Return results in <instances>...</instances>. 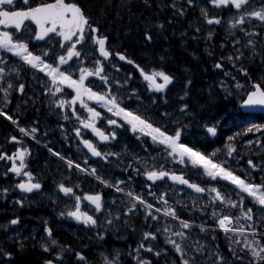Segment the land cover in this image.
I'll list each match as a JSON object with an SVG mask.
<instances>
[{"label":"snow or ice","instance_id":"6c2138e0","mask_svg":"<svg viewBox=\"0 0 264 264\" xmlns=\"http://www.w3.org/2000/svg\"><path fill=\"white\" fill-rule=\"evenodd\" d=\"M143 3L151 7L150 0ZM117 7H128L127 0H121ZM157 7H167L179 18L198 8L199 17L189 24L190 28L195 25L194 40L202 31L200 18L207 26L206 41H211L214 26L224 28L225 39L219 47L230 44L231 50L214 59L213 69L222 74L215 87L224 93L225 100L235 99L240 111L230 120L221 116L213 122H199L187 99L193 83L187 76L175 103H170L168 92L175 87L177 75L165 67V56H159V65L138 62L122 43L110 40L81 0H0V118L22 134L5 138L14 151L0 146V161L5 164L0 177L11 174L19 178L0 187V199L18 190L11 203L23 207L26 201L31 202L27 194L44 195L41 179L29 168L31 151L23 140L27 137L40 143L39 121L22 125L26 109L19 104L10 114L9 106L18 93L16 98L24 105L31 102L37 113L43 106L68 122L70 130L57 123L69 151L75 140L78 150L82 145L97 160L89 163L85 156L81 164L75 154L65 155L45 143L48 152L59 158L69 173L74 170L91 176L119 194L110 199L101 192L79 195L80 184L71 183V177L66 176L56 183L57 192L48 196L53 204L59 202V194L71 202L65 203L58 216L94 231L90 238L100 244L122 218L127 225L130 217L142 216L147 230L127 252L134 264H153L149 255L159 258L167 254V248L157 251L152 245L161 237L177 255L178 264H264V122H257L255 111H245L259 109L264 114V72L253 79L243 64L257 57L264 64V0H170ZM168 23L173 20L169 18ZM153 28L163 29L164 23L156 20L152 28L145 27V44L151 43ZM186 34L187 30L181 36ZM213 48L206 44L209 58H213ZM28 89L35 94L29 95ZM193 127L199 133H194ZM222 127L236 130L225 135L221 147L208 151L215 143L210 138L220 136ZM88 132L95 142L85 138ZM125 133L131 134L140 151L130 150L126 143L118 152L110 150L112 142H119ZM238 144L248 146L256 160L248 158L242 163L247 152L240 153ZM111 165L120 169L123 179L113 175ZM85 201L87 210L82 208ZM19 222L20 217L14 216L0 223V229L7 232ZM196 227L200 233L211 232L213 242L217 230L222 231L231 260L219 245L191 240ZM43 232L41 240L46 242L40 247L52 256L44 264H64L65 253L74 254L76 264H89L82 251L53 237L47 220L43 221ZM99 256V264H121L124 253L116 249L100 251ZM11 257V252L0 247V258Z\"/></svg>","mask_w":264,"mask_h":264},{"label":"flooded vegetation","instance_id":"af4514ba","mask_svg":"<svg viewBox=\"0 0 264 264\" xmlns=\"http://www.w3.org/2000/svg\"><path fill=\"white\" fill-rule=\"evenodd\" d=\"M211 7V6H209ZM212 14V13H210ZM216 14H220L218 11ZM199 17V9H189L184 18L174 17L172 15L171 11V19L173 20V23L171 26L176 24V21L188 22L187 26L190 22H193L196 20V18ZM199 26L201 27L202 31L201 33L197 34L200 38L197 40L192 39V34L194 32V27L190 28L192 31H188L186 36L183 38L189 37L190 39H185L186 42H188L185 46H183V49L178 47L177 50L174 51V56L172 60L177 59L178 57H183L182 59H185L189 55L185 52L184 48L189 44V42L196 43L199 45L200 48H205L206 41L204 37L206 36V29L207 26L204 24L203 19L200 18L198 20ZM213 31V37L211 44L215 45L216 48H213V58H209L207 55L204 59H201L202 62H211V74L209 76L210 80L214 83L216 82L215 77L221 78L220 73H218V70H214L212 65L214 63V59H218L219 56L223 54H227L231 50V45H227L224 49H221L219 47L220 43L225 39V31L224 28L221 26H214L212 28ZM202 45V46H201ZM184 50V51H183ZM205 51V50H204ZM200 54L203 55V53ZM208 59V61H206ZM243 64L245 67H248L249 72L253 79H256L262 72H264V64H261L259 61V58L257 57L254 61H248L247 59L243 61ZM125 68L128 69V66L125 65ZM130 70V69H128ZM138 77V73H134ZM204 75V74H203ZM205 76V75H204ZM136 85L139 87L140 82L137 79ZM38 87V86H37ZM178 81H175V87L171 88V91L168 92V98L170 103H175V100L177 98V89H178ZM180 90V89H178ZM215 90H217L219 97H221V100L219 102V107H235V111L230 110H224L221 109L220 113H217L214 119H211L210 122L215 121L216 119H219L221 116H223L224 120H230L233 115L238 113L240 111L238 102L235 99H224V93L219 91L215 87ZM29 95H34L32 89H28ZM20 94H14V97L12 99V103L9 106L10 108V114L11 110L16 109L17 105L19 104L21 109H26L23 111V115L21 118V124L22 125H29L32 124V121L34 119L39 121V128L40 131L38 132V138H40V143H37L34 140H31L27 137H24V143L30 148L31 156L29 158V168L31 171H33L34 174H36L42 181L43 184V193L44 195H33V194H27L28 201L31 202H25V205L23 207H20L19 205H15L11 203V200L14 196L18 195V190L11 192L7 198L0 199V223H6L8 220L12 219L14 216L20 217V222L18 225L10 226L8 231L5 232L3 229H0V247L6 248L8 252L12 253V250H34L36 253H42L41 259L36 262L35 264H44L43 261H45L46 257L47 259H51L52 256L50 253H46L43 251V249L40 247V244L46 241H42L41 237L45 236L43 232V221H48V226L53 229V237L58 239L60 244L62 243V239L64 237L70 238L73 240L76 244H84L82 243L81 239L78 238H84V237H94L95 233L92 230L86 231L84 226L82 224H77L75 221L71 219H66L63 217L58 216V213L64 208L65 203H71L63 196V194H59V202L56 204H53L51 199H48V196L52 195L54 192H57L56 189V183L60 182L64 179L66 176L71 177V183H79L80 188L77 189V194L83 195V193H94V192H101L102 196L106 199H110L113 195L118 196L119 194H116L113 192L112 189L104 188L102 187L98 181H96L91 176H85L82 173L72 171L71 173L68 172L66 169V166L61 162L60 160H57L55 156H53L51 153L48 152L47 148L44 147L45 143H48L49 147H53L55 150L61 151L65 155L75 154V157L78 159V162L83 164V160L85 156L87 157L89 163H94L97 158L91 157L90 154L87 153V150L83 148L81 145L79 150L75 146L77 143L75 140L72 141V146L69 151V144L65 143L63 137L60 134V129L58 128V121L59 123L65 124V127L70 130V125L68 122H65L63 120H60L57 115L51 114L45 109L43 106H40V111L37 113L33 106L31 105V102H29L28 105H24L22 103V100L17 99ZM26 98V97H25ZM188 102L191 104L190 96L187 98ZM79 107V105H77ZM258 122H264V115H257L255 117ZM223 120L221 123L223 124ZM236 129L234 127H222L220 129L221 135L216 138H210L214 139L215 143L211 145V147L208 148V151H211L213 147H221L224 141L225 135L231 134L232 131H235ZM194 133H199L200 130L193 127L192 130ZM47 132V136H42L43 133ZM10 135H17L20 137L22 134L18 132L17 129L9 121H7L4 118H0V146H3L6 148L9 152L14 151V147L11 143H5V138ZM74 136V134H73ZM85 138L92 139L94 142L96 141V138L91 135L90 132H88L85 135ZM248 138H252V134H249ZM201 143H203L202 137L200 138ZM127 144L130 150L140 151V149L136 145L135 139L131 136L130 133H125L120 137L119 142H112L113 147L110 149L112 151H120L123 144ZM248 146L243 144H238V151L240 153L247 152L246 155L243 156L242 163L245 162V157L248 159L250 157H256L252 154V152L247 151ZM47 151V152H46ZM143 154V153H141ZM59 159V158H58ZM115 159V158H111ZM255 160V159H254ZM103 164L104 162H100ZM5 167V164L3 161H0V171L3 170ZM110 170L112 171L113 175L116 177H119L121 179L124 178V174L121 173L119 168H116L114 165L110 166ZM19 178L12 177L11 174H9V177H0V187L7 186L9 184L15 183L16 180ZM143 179V178H139ZM139 190V188L137 189ZM55 199V197H53ZM87 202L85 201L82 204V208L87 210L86 208ZM3 220V221H2ZM125 224L123 221V218L121 221L118 222L117 228L113 229L112 231H109L106 236L111 235L113 233L114 235H126L124 232L125 230ZM24 230V231H23ZM25 233V234H24ZM27 233V234H26ZM21 234V235H20ZM17 242V246H8L7 244L3 245L4 241L9 239L8 237H13ZM18 236V237H17ZM21 236V237H20ZM34 237V238H33ZM73 237V238H72ZM78 239V240H77ZM92 240V244L95 243L94 238H90ZM78 241V242H77ZM13 242V241H11ZM21 244L23 245L21 247ZM75 251H78V249H75ZM68 255V256H67ZM71 257V253H65L64 255V264H76L74 261L68 259ZM14 254L12 253V257L9 259L0 258V264H10L11 261L14 260Z\"/></svg>","mask_w":264,"mask_h":264},{"label":"trees","instance_id":"16d2710c","mask_svg":"<svg viewBox=\"0 0 264 264\" xmlns=\"http://www.w3.org/2000/svg\"><path fill=\"white\" fill-rule=\"evenodd\" d=\"M127 2L128 7L118 8L117 5L121 3V0H111L110 7L107 6L108 0H81L82 5L90 10L91 15L94 18L99 20L105 32L109 35L110 40L118 44L122 43L127 47L129 55H133L138 62H154L159 65V56L163 55L166 58L165 67L174 70L177 75L178 89L181 90L183 88L184 78L186 76L192 79L193 83L190 86V99L192 107L198 113L197 119L199 122H210L211 119L215 118L217 113L221 112L222 108L224 110L235 111V107H229L228 105V108L219 107L220 105L218 101L221 100V97H219L217 90H215V83L209 78L211 74V62L206 63L200 60V58L204 59L207 54L201 51L198 44L189 42L184 48L189 56L185 59H182L183 57H178L177 59L172 60L174 51L177 50L178 47L183 49V46L188 43L185 41V38H183L186 35L181 36V33H185L186 30L187 32H191L192 30L189 25L187 26L188 22L186 23L180 19L179 21H176V24L173 26L168 23L169 18H171V10L167 7H163V9L158 8L157 4L162 3L163 5H167L170 0H150L151 7L145 5L143 0H127ZM117 12L120 13L119 17L116 15ZM156 20L163 22L164 28L160 30L153 28V39L151 43L145 44L143 41L144 29L145 27L152 28V25ZM129 29L130 31H128ZM200 51L203 55L200 54ZM206 61H208V59ZM185 69H188L189 71L185 72ZM215 79L219 78L215 77ZM178 89L177 95L180 93V90ZM182 215L187 218L186 212L182 213ZM129 219L128 224L124 227L126 235H114L111 233V235L105 237V241L102 244L95 240V246L100 250L107 252L116 250V248L121 250L125 255V258L123 256L122 264H134V262L131 261V257L127 255V252L130 250L129 246L135 248L137 242L141 238V232L147 230V225L143 223L142 216H133ZM199 223L200 220H197V224ZM132 228H136L135 231H133ZM197 233H200L199 228H194L192 230V235H196ZM216 235L217 239L214 242L211 240V232H208L207 234L200 233V239H204L214 247L215 245H219L222 254L231 260L224 233L217 230ZM12 241V243H15L12 246L13 248L14 246H17V242L16 240ZM62 243L70 245L74 250L78 249L79 251H82L87 257L89 264H99L100 256L98 255V257H96L91 253L92 248H90V244H76L73 240L66 237L62 239ZM84 245H87V248H85ZM152 245L157 251L162 247L168 249L167 254L162 253L159 258L142 252V255H149V258L153 259V264H172L173 261H176L178 264L177 255L170 246L164 244L162 238L152 241ZM12 253L15 258L10 264H35L43 255L39 252L36 253L34 250L23 251V249H13ZM73 256L74 255L72 254L71 257L73 258Z\"/></svg>","mask_w":264,"mask_h":264},{"label":"bare ground","instance_id":"6f19581e","mask_svg":"<svg viewBox=\"0 0 264 264\" xmlns=\"http://www.w3.org/2000/svg\"><path fill=\"white\" fill-rule=\"evenodd\" d=\"M213 40V39H212ZM208 41L207 43H211V42H213V41ZM206 43V44H207ZM202 46V45H201ZM214 48H216V44L214 45ZM201 49V51L203 52V53H205V48H200ZM225 128V127H224ZM192 130H193V128H192ZM47 152V151H46ZM56 158V157H55ZM57 160H59L58 158H56ZM138 218V217H137ZM135 219V218H134ZM130 220V219H129ZM3 221V220H2ZM132 221V220H131ZM140 221V220H139ZM134 222V221H133ZM133 224V223H132ZM141 225V224H140ZM129 226V225H128ZM138 226H139V224H138ZM135 227V226H134ZM141 228V227H140ZM196 228H198V227H196ZM131 229V228H130ZM133 229V228H132ZM136 229V228H135ZM24 231V230H23ZM131 231V230H130ZM139 231V230H138ZM137 232V231H136ZM25 234V233H24ZM27 234V233H26ZM138 234V233H137ZM21 235V234H20ZM141 236V235H140ZM18 237V236H17ZM21 237V236H20ZM138 237V236H137ZM56 238V237H55ZM73 238V237H72ZM78 239H81L82 240V243L84 242V244H90L89 246H90V248H92V252L91 253H93L96 257H98V255H99V253H100V251H104V250H100V249H98V247L96 248V243H94V244H92L93 242H92V240L89 238V237H84V238H78ZM77 239V240H78ZM7 240H15L14 239V235H13V237L11 236V239H7ZM17 240V239H16ZM58 240V239H57ZM95 240V239H94ZM139 240V239H138ZM78 242V241H77ZM92 242V243H91ZM104 243V242H103ZM15 243H13V245H14ZM82 245V244H81ZM89 246H88V248H89ZM103 246V245H102ZM117 246V245H116ZM87 248V247H86ZM106 248H107V246H106ZM106 248H105V250H106ZM112 248V247H111ZM110 248V249H111ZM115 248V247H114ZM159 248V247H158ZM98 249V250H97ZM117 249V248H116ZM79 251V250H78ZM84 251V250H83ZM113 251V250H112ZM107 252V251H106ZM72 255V254H71ZM74 255V254H73ZM68 256V255H67ZM68 258V257H67ZM124 258H125V255H124ZM45 259H47V257L45 258ZM50 259V258H49ZM68 259H70V258H68ZM70 260H72V261H74L75 263H76V259H75V256H73V258L71 257V259ZM44 262V261H43ZM94 262H96V261H94ZM121 264H122V260H121Z\"/></svg>","mask_w":264,"mask_h":264},{"label":"rangeland","instance_id":"374dc122","mask_svg":"<svg viewBox=\"0 0 264 264\" xmlns=\"http://www.w3.org/2000/svg\"><path fill=\"white\" fill-rule=\"evenodd\" d=\"M185 39H190L189 37H187V38H185ZM258 122V121H257ZM250 158H252L253 160L255 159L256 160V157L254 158V157H250ZM246 160H247V158L245 157V162L244 163H246ZM254 160V161H255ZM183 193H181L180 194V196L181 197H183ZM196 233V232H195ZM162 238V237H161ZM196 239H200V233H197L196 235H192L191 234V240H196ZM162 240H163V238H162ZM201 241H205L204 239H200ZM7 242H8V246H11L13 243L11 242V240H5L4 241V243H3V245H5V244H7ZM185 243H188V241H186ZM212 246V245H211ZM214 247V246H213ZM171 248V247H170ZM209 264H211V262H209Z\"/></svg>","mask_w":264,"mask_h":264},{"label":"water","instance_id":"95a60500","mask_svg":"<svg viewBox=\"0 0 264 264\" xmlns=\"http://www.w3.org/2000/svg\"><path fill=\"white\" fill-rule=\"evenodd\" d=\"M245 111H255L257 114H259L260 112H259V109H255V110H245Z\"/></svg>","mask_w":264,"mask_h":264}]
</instances>
